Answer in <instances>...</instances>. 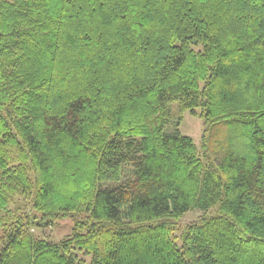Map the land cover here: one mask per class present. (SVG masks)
<instances>
[{
  "label": "trees",
  "instance_id": "1",
  "mask_svg": "<svg viewBox=\"0 0 264 264\" xmlns=\"http://www.w3.org/2000/svg\"><path fill=\"white\" fill-rule=\"evenodd\" d=\"M87 258L264 264V0H0V264Z\"/></svg>",
  "mask_w": 264,
  "mask_h": 264
},
{
  "label": "rangeland",
  "instance_id": "2",
  "mask_svg": "<svg viewBox=\"0 0 264 264\" xmlns=\"http://www.w3.org/2000/svg\"><path fill=\"white\" fill-rule=\"evenodd\" d=\"M166 130L169 132L177 131L182 136L191 138L196 145L200 146L204 132V124L203 120L199 116H193L189 112H185L182 115L179 125L170 124ZM199 216L200 213H189L178 222L179 226L185 227L195 221ZM72 226L73 223L70 219H62L56 221L53 226L44 229L42 232L35 230L34 234L51 242H59L71 234ZM78 254L80 256V253ZM89 262L90 258H87L86 264Z\"/></svg>",
  "mask_w": 264,
  "mask_h": 264
}]
</instances>
